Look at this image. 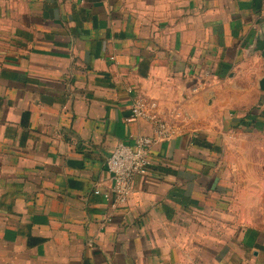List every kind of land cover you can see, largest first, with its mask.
I'll list each match as a JSON object with an SVG mask.
<instances>
[{
    "label": "crops",
    "instance_id": "1",
    "mask_svg": "<svg viewBox=\"0 0 264 264\" xmlns=\"http://www.w3.org/2000/svg\"><path fill=\"white\" fill-rule=\"evenodd\" d=\"M259 35L264 0H0V264H264ZM136 97L178 132L128 121Z\"/></svg>",
    "mask_w": 264,
    "mask_h": 264
},
{
    "label": "built area",
    "instance_id": "2",
    "mask_svg": "<svg viewBox=\"0 0 264 264\" xmlns=\"http://www.w3.org/2000/svg\"><path fill=\"white\" fill-rule=\"evenodd\" d=\"M139 118L149 120L155 127L158 138L167 139L175 135L178 129L156 112V105L144 98L136 97L131 105L128 121ZM154 139L148 135H137L133 144H117L106 160V169L112 175L113 185L110 193H105L111 201V208L125 205L133 190V179L136 175L146 174L149 165V150ZM96 193L100 190L95 189Z\"/></svg>",
    "mask_w": 264,
    "mask_h": 264
},
{
    "label": "water",
    "instance_id": "3",
    "mask_svg": "<svg viewBox=\"0 0 264 264\" xmlns=\"http://www.w3.org/2000/svg\"><path fill=\"white\" fill-rule=\"evenodd\" d=\"M254 50L259 51L261 53V56L264 60V36H257L255 42H254ZM260 88L264 91V76L259 82Z\"/></svg>",
    "mask_w": 264,
    "mask_h": 264
}]
</instances>
